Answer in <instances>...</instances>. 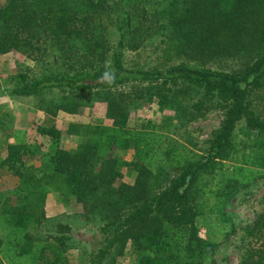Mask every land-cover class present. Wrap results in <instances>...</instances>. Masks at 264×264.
I'll return each instance as SVG.
<instances>
[{"label": "trees", "instance_id": "obj_1", "mask_svg": "<svg viewBox=\"0 0 264 264\" xmlns=\"http://www.w3.org/2000/svg\"><path fill=\"white\" fill-rule=\"evenodd\" d=\"M164 26L168 48L185 59L126 67L125 50ZM12 50L43 62L52 56L53 64L38 76L18 72L11 94L97 90L111 122L85 125L79 148L48 151L43 168L29 161L25 143H3L0 177L15 175L17 184L0 198V264L70 263L71 236L61 224L40 234L49 191L75 195L98 215L102 238L88 264H103L127 243L136 264H216L219 245L235 233L227 205L264 177V116L252 107V95H264V0H3L0 54ZM221 56L242 62L212 67ZM153 95L175 107L186 99L193 117L220 108L206 147L194 149L151 121L130 126L128 106ZM68 106L58 108L74 111ZM38 132L60 135L53 117ZM111 149L131 158L119 164ZM123 165L136 172L133 183L116 184ZM243 239L239 264H264V209Z\"/></svg>", "mask_w": 264, "mask_h": 264}, {"label": "rangeland", "instance_id": "obj_2", "mask_svg": "<svg viewBox=\"0 0 264 264\" xmlns=\"http://www.w3.org/2000/svg\"><path fill=\"white\" fill-rule=\"evenodd\" d=\"M3 0H0V4ZM168 27L147 36L141 47L135 50H125L123 60L126 67L148 68L161 66L185 59L179 57L176 49H169V41L173 38ZM169 35V36H168ZM173 43V42H172ZM43 62L37 58L29 57L25 53L12 50L0 54V150L6 141L25 143L31 149L29 155L34 158L29 160L37 167H46L49 162L48 151L57 147L76 150L85 133V125L95 123H110L107 117V102L101 98L97 90H89L80 94H70L60 88L45 89L38 95H15L10 93L13 77L18 72L38 76L46 69L49 63L53 64L52 56ZM244 61V60H243ZM242 60L221 56L212 60V67H222L230 70L237 68ZM62 68V67H61ZM132 91V87H126ZM69 105L74 111L58 108L60 105ZM187 100L181 101V106L161 105L157 96L151 99H135L128 106V124L140 126L151 121L156 125H164L174 138L188 144L190 147L205 148L207 140L213 130L219 125L223 111L220 108H211L198 117H193L189 108L184 105ZM252 107L257 113L264 116V95L257 92L252 95ZM47 117H53L55 125L60 131L57 138L43 135L38 128L43 125ZM74 124L72 130L70 125ZM1 152V151H0ZM32 155V156H33ZM28 156V155H27ZM108 156H114L120 164L131 158V151L111 149ZM120 182L133 183L136 172L126 166H120ZM17 184L15 175L0 177V198L11 192ZM264 209V177L257 179L247 189L238 192L227 205L235 225V233L221 242L215 253L216 264H239L245 255L246 244L243 231L251 223L256 214ZM47 215L40 234L54 232L58 224L71 236L67 254L69 264H88L89 253L95 248V243L102 238L100 232L101 221L93 210L87 209L82 201L75 195H65L49 191L45 200ZM103 264H136L133 261L130 244L127 243L121 250L114 248L104 259Z\"/></svg>", "mask_w": 264, "mask_h": 264}, {"label": "clouds", "instance_id": "obj_3", "mask_svg": "<svg viewBox=\"0 0 264 264\" xmlns=\"http://www.w3.org/2000/svg\"><path fill=\"white\" fill-rule=\"evenodd\" d=\"M104 79H111L110 74L108 72H105L103 75Z\"/></svg>", "mask_w": 264, "mask_h": 264}]
</instances>
